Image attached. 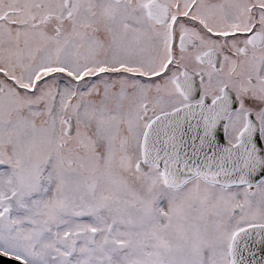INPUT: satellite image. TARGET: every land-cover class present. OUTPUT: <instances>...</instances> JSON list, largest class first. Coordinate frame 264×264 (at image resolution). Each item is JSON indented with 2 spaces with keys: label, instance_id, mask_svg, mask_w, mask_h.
Here are the masks:
<instances>
[{
  "label": "snow or ice",
  "instance_id": "6c2138e0",
  "mask_svg": "<svg viewBox=\"0 0 264 264\" xmlns=\"http://www.w3.org/2000/svg\"><path fill=\"white\" fill-rule=\"evenodd\" d=\"M0 264H264V0H0Z\"/></svg>",
  "mask_w": 264,
  "mask_h": 264
}]
</instances>
